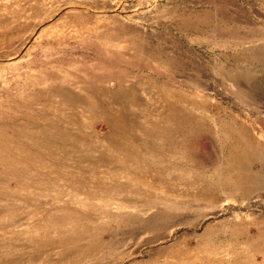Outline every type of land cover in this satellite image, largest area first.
<instances>
[{
	"label": "rangeland",
	"instance_id": "374dc122",
	"mask_svg": "<svg viewBox=\"0 0 264 264\" xmlns=\"http://www.w3.org/2000/svg\"><path fill=\"white\" fill-rule=\"evenodd\" d=\"M174 108L184 116L167 117ZM117 112L131 124L122 155L157 166L159 189L47 154L71 136L103 153ZM10 210L0 264H264V0H0V215ZM69 212L81 254L38 230Z\"/></svg>",
	"mask_w": 264,
	"mask_h": 264
},
{
	"label": "bare ground",
	"instance_id": "6f19581e",
	"mask_svg": "<svg viewBox=\"0 0 264 264\" xmlns=\"http://www.w3.org/2000/svg\"><path fill=\"white\" fill-rule=\"evenodd\" d=\"M111 69H113V68H104L103 69L104 74L106 75V73H110L111 72ZM105 78L106 77H103L102 80L106 84L107 83H110V84L116 85V84L119 83V84H122L124 86V83H123V79L122 78L121 79H114V80L113 79L107 80ZM179 99H183L182 96L179 97ZM127 101H128V98H127ZM145 103H147V102H145ZM165 103H167V102H165ZM129 104H132V102H129ZM74 105H77V107H80L82 109H86L87 111H89L88 110L89 107L86 108L81 103H76L75 102ZM172 110L174 112L173 113H169V115L167 117L172 118L174 116H180V117H183L184 116L183 112L180 109H177V108L175 109L174 108ZM115 116L116 117L114 118V120L117 122V124L116 125L115 124L113 125V128H112L113 131H112V133L110 135H108L107 138H106V141H105L106 148L104 149V152L103 153L101 151H94L92 148L90 149L91 146L90 147H86L84 150L78 148V146H76V144H75V137L71 136V144L70 145H66L65 146V144L60 143L57 140H53V141H51V143L49 142L52 145V147H48L47 148V151H46L47 154L50 155L52 157V159L57 160L58 162H59V160L62 159L61 158V153H63V154L66 153L67 155H69L71 160H74V155H77L80 159H83L84 158V160L87 159V160H90L91 162L103 161V162L109 163V164H107L108 165L107 167L108 168H111L112 170L117 171V173H119L120 175H124V176H127L128 175L127 177H129L130 184H135L134 185L135 187L138 186V185H141V187H143L145 189H148V190L151 189V188H157V189H159L157 187L159 185L158 178H157L158 176L155 173V169H157V166L147 165L146 164L147 163L146 158H144V157H142V160H139L141 157H138V158L136 157L134 159V161H133V160L130 159V157H128L126 155H124V156L122 155V153H124V152L121 151L122 149L120 150V148H124V147H122V145L123 146L125 145L124 139L128 137V134L125 132L124 128L125 127H128L131 124L129 123L130 122L129 117L125 113L117 112ZM127 122L129 123V125L124 124V123H127ZM169 122H171V124H168L167 125V129H165V131L166 132H168V131L169 132H176L175 134L178 137V140H181L182 141L183 140V133H181L182 130L181 129L178 130L177 126L173 125V120L170 119ZM179 122L184 123V119L183 118H180ZM179 127H180V125H179ZM154 136H156L158 138L159 137V132H157ZM177 144L178 145H181V146L183 145V144H181L179 142ZM67 147H70V149H67ZM177 147H178V149H176V150L178 151V153L181 154V155H183V152L184 151H183L182 147H179V146H177ZM144 150L149 151V150L146 149V146L144 147ZM150 151H152V150H150ZM127 152H129V151H127ZM153 153H156V156H157L158 155L157 153H159V152L156 151V150H153ZM91 154H96L97 155L96 156L97 161H96V159L93 160V159H89L88 158V155H91ZM117 154H118L117 160L111 161L110 158L112 156H114V155H117ZM82 155H84L83 158L81 157ZM165 159H167V158H165ZM114 161L122 162L124 164L131 163V164H134V165L136 163V164H140V166L139 165H138V167L136 165H135L136 167L133 166V168L135 169V171L133 173H131L130 171H128L129 168L131 169V167H129V166H132L131 164L124 166V165H118L116 163L117 165H113V163H115ZM133 162H135V163H133ZM240 170H241V172H244V174L246 173V175H250V173H248L249 171L247 169V165H246L245 162L240 165ZM130 174H135V175L134 176H131ZM222 176H224V175H222ZM61 180H63L62 177H61L60 181ZM238 180H239V178H238ZM72 184H73L72 185L73 186L72 187V190H75L74 187L77 186V183L76 182H73ZM123 184L124 183H123V176H122L121 178H118L116 187L119 188ZM1 185L4 187L3 184H1ZM143 213H144V211H143ZM11 214H13V213L10 210L9 212H5L3 215H0V217L1 218L11 217ZM80 218H81V215L80 214L73 213V212L65 213V214H62V215H55L54 214V215L47 216L45 218V220L43 221V223H40L38 225V227H39L38 230L41 232L40 234H41V238H42L43 244H46V242L44 240H49V238L54 237V236H52L50 234H52V233L54 234V231L56 230L57 232H59V234H57L55 236L57 238V240H58L57 241L58 245L56 246L57 252L58 251L59 252H62V250H65L66 247H67V249L68 248L72 249L73 252L80 251V254H81L82 245L79 244L78 240L74 237V235L72 237H70V235H72L74 232L77 231L76 230L77 229L76 226L78 225V221H79ZM83 225H85V224H83ZM85 232L83 234H85V236H86V233ZM67 243H68V246H65ZM58 248H60V249H58ZM86 253H88V252H86ZM57 255H59V254H57Z\"/></svg>",
	"mask_w": 264,
	"mask_h": 264
}]
</instances>
